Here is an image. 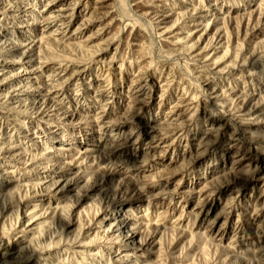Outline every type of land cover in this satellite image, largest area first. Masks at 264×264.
<instances>
[{
	"label": "rangeland",
	"instance_id": "374dc122",
	"mask_svg": "<svg viewBox=\"0 0 264 264\" xmlns=\"http://www.w3.org/2000/svg\"><path fill=\"white\" fill-rule=\"evenodd\" d=\"M2 1L10 7L18 0ZM19 1L34 9V20L21 17L26 20L29 33L23 32V37L16 27L13 29L22 46L12 44L14 37H0V58L10 62L13 56L17 60L8 65L18 69L14 76L19 69L23 71L18 84L8 74L0 73L4 77L2 84L13 81L8 88L11 90L0 92V105L5 108L0 111V264H32L34 257L37 264H56V259L79 264L81 254L97 250L111 227L107 214L91 199L75 205L69 200L74 185L67 183L58 167L55 172L59 173L56 179L61 180L60 184L49 189L41 183L45 178L50 182L54 174L49 167L53 153L43 155L46 145L55 150L56 162L62 164L69 157L73 173L97 163L91 143L81 140L74 146L71 141L60 139L49 126L61 115L58 109L62 98L66 97L75 108L69 89L78 78L83 82L86 74L81 72L76 78L74 73L84 67V62L91 64L88 75L95 80L94 87L100 85L97 69L109 68L114 98L104 105L102 116L96 106L101 101L87 110H76L77 122L92 117L120 132L125 128L123 118L130 104L151 107L154 114H161L155 131L147 138L130 142V160L112 162L132 168V175L139 173L146 185L139 201L131 207L128 223L135 224L139 217L144 230L140 234L146 231L150 240L155 236L158 264H171L170 253L182 260L186 257L184 264H224L225 247L238 240L233 217L247 216L248 223L264 221V81L249 75V70L264 66V0H203V4L201 0H167L172 12L170 20L164 22L137 0H110L109 14L104 19L98 0H60L57 5L64 7L65 14L48 29L50 36L40 35L33 27L41 25L40 12L46 11L54 0ZM3 9L0 6V14ZM13 16L7 12V18ZM4 18L0 15L1 28L8 27ZM89 18L91 27L85 26ZM76 28H80L79 34ZM164 30L175 34L177 41L192 45L189 54L204 72L202 84L219 85L207 89L212 94L209 104H227L225 89L231 84L234 90L230 94L236 104L225 108V125H212L200 117L204 100L198 106L196 121H192L189 92L170 79L173 68L166 59L182 51L185 44L167 48L158 39ZM153 60H159L162 71L150 70L142 74L143 78H137L141 67ZM61 69L63 76L57 75ZM175 75L179 79V69ZM241 75L243 80L238 79ZM262 75L264 72H257V76ZM151 77L158 81L157 86L148 82ZM63 80L67 83H61ZM245 81L257 84V89L254 91L249 83L248 91L254 94L238 99ZM47 90L56 102L46 101ZM37 97L44 101L29 99ZM146 97L148 104L144 103ZM250 116L259 117V121L249 122ZM21 121H26L27 126ZM226 126L251 131L245 141L226 134ZM127 131H134L130 124ZM252 131L257 135L253 136ZM245 143L255 148L245 147ZM205 151L207 155H202ZM209 158L211 167H196L199 161ZM161 176L164 178L154 183ZM255 227L256 234L249 241L253 250L264 248V225L257 223ZM54 244L58 246L53 247ZM258 259H264V253L258 254Z\"/></svg>",
	"mask_w": 264,
	"mask_h": 264
},
{
	"label": "clouds",
	"instance_id": "9594fccd",
	"mask_svg": "<svg viewBox=\"0 0 264 264\" xmlns=\"http://www.w3.org/2000/svg\"><path fill=\"white\" fill-rule=\"evenodd\" d=\"M234 2L240 3L242 0H234ZM201 4H203V0H201ZM91 22L92 18H89L85 23ZM190 35L191 33H189ZM158 39H164L162 33L158 34ZM177 43L185 44V48L182 51L172 53L166 59L171 62L173 68V75L170 79L178 83L181 88H186L189 92L188 101L191 105L189 114L192 117V121H196L198 106L200 101L204 100V110L199 113L200 117L212 125H225V122L219 118L222 115L228 114L225 112L226 107L229 105L235 107L236 100L230 94L234 89L231 87V84L228 89H225V92L228 93L226 96L227 104L218 102L215 107L209 104L208 101L211 100L212 94L207 89L219 87V85L214 82L202 84L201 76L204 75V72L196 64V59L189 54L192 45H188L186 41H177ZM124 59L126 60L127 57H124ZM97 63L101 62L98 61ZM233 65H235V61ZM90 67V63L84 62V67L74 73V75H78L79 72L86 74L83 82L78 78L75 85L69 89L70 93H72V99L75 101V108L70 105L66 97L62 98L58 109L61 115L54 122L50 121L49 126L55 129L56 135L60 139L71 141L73 144H79L81 140L91 143L95 148L97 163L87 165L81 168L79 172L73 173L69 169V157H65V162L62 164L56 162L54 159L55 150L46 145L43 155L47 156L49 153H53V156L49 157V167L53 170L54 174L51 176L50 182L48 178H45L41 183L49 189L60 184L61 180L56 179V175H59V173L55 172V169L58 167L60 172L65 174L64 179H66L67 183L74 185L73 196H70L69 200L75 205L82 200L91 199L94 205L100 206V211L106 213L110 220L111 227L105 233L102 245L95 251L81 254L82 260L79 264H88L89 260L92 261V264H158L160 257L158 252L154 251L155 236L153 235L150 240L146 231L143 235L140 234L144 230L139 217H136L137 222L135 224L130 225L128 223L131 219V207L139 201L141 194L145 192L146 185L141 180L139 173L136 176L132 175V168L124 167L123 163L113 165L112 162L130 160V142L133 140L139 141L141 137L147 138L152 131H155V124L160 120L161 114L159 112L154 114L151 107L137 108L130 104L125 109V116L123 118L125 128L120 132L114 130L111 124L95 120L92 117H84L77 122L75 119L76 110L81 107L87 110L90 105L101 101V103H96V106L101 109L100 115L102 116L104 105L111 102L114 98L112 91L114 84L109 68L100 67L97 69L96 75L100 81V85L99 87H94V81L88 75ZM177 69H179V79L175 75ZM150 70L156 73L162 71L159 60L150 61L142 66L140 72L136 73L137 78H143L142 74ZM258 71L264 72V66L259 69L249 70V75L260 81H264V75L257 76ZM63 72L64 69H61L57 75L63 76ZM208 79L211 80V77ZM238 79L243 80V75L238 77ZM186 81L193 83L187 84L185 83ZM61 83H67V80H63ZM249 83L251 82L245 81L244 92L238 99H243L248 95L254 94L257 84L251 83L254 91L249 92ZM144 103H150L147 97ZM4 110L3 105H0V111ZM258 121L259 117L257 116L249 117V122L251 123ZM21 123L25 127L27 126L26 121H21ZM129 124L134 130L131 133L127 131ZM190 127H193V125L190 124ZM248 131L251 130L242 128L234 130L233 127L226 126V134L243 138L245 141L247 140ZM98 133L99 136L97 135ZM252 135L256 136L257 133L252 131ZM245 147L255 148V145L245 143ZM0 151H2V148H0ZM202 155H207V152H203ZM72 162L75 161L73 160ZM101 162L106 163L102 165ZM201 166L211 167V158L199 161L196 167ZM141 167L143 168V165ZM196 175L198 176L199 173L197 172ZM163 178V176L158 177L154 183H158ZM133 180H135V184H133ZM252 215L255 217L256 214L253 213ZM233 219L237 222L238 232L236 235L238 240L233 241L231 245L225 247L222 255L224 264H229V262L231 264H264V259H258V254L264 253V248L253 250L249 246L250 239L256 234L255 225L257 223L264 225V221L253 220L252 223H248L249 218L247 216L243 218L234 216ZM109 232L113 234L108 235ZM261 235H264V232H261ZM60 243L71 244L75 243V241H60ZM97 243L100 242L97 241ZM32 246L35 247V245ZM52 246L57 247L58 245L54 244ZM42 247L45 251L49 250L47 246ZM40 250V248L37 249V251ZM169 258L171 264H184V260L187 259L185 257L182 260L175 253H170ZM40 259H44V257L41 256ZM32 264H37L35 257ZM56 264H68V261L56 259Z\"/></svg>",
	"mask_w": 264,
	"mask_h": 264
},
{
	"label": "bare ground",
	"instance_id": "6f19581e",
	"mask_svg": "<svg viewBox=\"0 0 264 264\" xmlns=\"http://www.w3.org/2000/svg\"><path fill=\"white\" fill-rule=\"evenodd\" d=\"M60 0H54L53 2H52V4H51V2H50V5L46 8V11H41L40 12V14H41V16H39L40 18H41V25L40 26H35V27H33V29H36V30H39V32H40V35L41 34H47L48 36H50L49 34H48V29L49 28H51L52 27V25L53 24H55V22L56 21H59V18L60 17H62L64 14H65V9H64V7H60L59 5H57V3H60L59 2ZM110 0H98L96 3H97V5L102 9L101 11H99V12H102L103 11V13H101V16H102V18L104 19V17H106V16H108V14H109V11H108V2H109ZM138 1V3H144V6L143 7H148L153 13H155L154 15H159V16H161V18H160V20H162L163 22L164 21H167V20H170V12H172L171 10L172 9H170V5L168 4V2H167V0H137ZM180 1V0H179ZM185 2L187 1V0H184ZM184 1H182V2H184ZM136 2V1H135ZM6 3V1H2L1 3H0V6L1 7H4V9L3 10H1L2 11V14H0L2 17H5L4 19H6L7 18V12H9L10 14H12V15H15V16H13L12 18L11 17H9V18H7L6 19V21H4V24L5 25H7L8 27L7 28H1L0 27V37H2V38H4V37H6V36H11V37H14V39H15V41H11L12 42V44H15V45H21L22 46V44L21 43H19V42H17L16 41V39L18 40V38L17 37H15L14 35H13V33H14V28L16 27V31L18 32V34L19 35H21V36H23L24 37V33L23 32H26V33H29L25 28H26V24H27V22H26V20H24L23 18H21L22 16H24V17H31L33 20H34V14H32L34 11V9L29 5L28 6V4H26V3H24V2H22V1H15V2H12L9 6L10 7H8V5H6L5 4ZM175 3H177L176 1H175ZM173 4H174V2H173ZM173 4H172V6H173ZM190 4V3H189ZM146 5V6H145ZM61 6H63L62 4H61ZM139 7V6H138ZM137 7V8H138ZM215 7V6H214ZM159 9V10H158ZM67 10V9H66ZM176 10V9H175ZM79 14V13H78ZM38 15V14H37ZM101 18V19H102ZM8 21H10V22H8ZM161 21V22H162ZM113 22V21H112ZM112 22H110V23H112ZM160 22V23H161ZM57 23V22H56ZM94 23V22H93ZM116 23V22H115ZM92 23H86V25L85 26H90ZM162 24H164V23H162ZM11 25V26H10ZM94 25V24H93ZM107 25V24H106ZM92 26V25H91ZM90 26V27H91ZM109 26V25H108ZM6 27V26H5ZM104 28V27H103ZM109 28V27H108ZM29 29V28H28ZM71 29V28H70ZM78 28H76V30H77ZM80 29V28H79ZM82 29V28H81ZM84 29V28H83ZM68 31V30H67ZM50 32H51V30H50ZM78 32V31H77ZM76 32V33H77ZM82 32V31H81ZM65 33V32H64ZM80 32H78L77 34H79ZM52 34V33H51ZM82 34V33H81ZM35 35V34H34ZM225 35L228 37L230 34H228V33H225ZM163 36H164V39L162 40V42L164 43V45L165 46H167V48H172L175 44H177V37L175 36V34H173L172 35V33L170 34V33H167V30L165 31L164 30V33H163ZM22 37V38H23ZM8 38V37H7ZM50 38H53V37H50ZM198 38H199V36H198ZM42 39V37L40 38V40ZM53 39H55V37L53 38ZM28 41H32V39L31 38H28L27 39ZM218 42H220V41H218ZM217 42V43H218ZM28 45H30L29 43H28ZM8 46H10V45H8ZM12 46V45H11ZM1 56V55H0ZM5 59V58H4ZM4 59H2V58H0V73H3L4 75H6V74H8V77H11L12 79H14V81L16 80L17 81V84H18V80L20 79L19 77H20V73L21 72H23V71H21L20 69H19V71H18V73L14 76V70H18L16 67L14 68L13 67V65H12V67L11 66H8V65H10V64H12V62H14V61H17L16 59H14L13 58V56H10V62H8V61H6V60H4ZM75 66V65H74ZM78 68V67H77ZM13 74V75H12ZM41 74V73H40ZM85 74V73H84ZM81 75V72H79L78 73V75L76 76V78H78L79 76ZM148 76H150V75H148ZM147 76V77H148ZM2 78H4V77H2L1 75H0V92H1V90H3V91H8V90H11V89H8V88H10V86H12V83H13V81H12V83H9V84H2V82H1V80H2ZM25 78H27V76L25 77ZM34 79V82L36 83V76L35 77H33ZM75 78V79H76ZM81 78V77H80ZM152 78V77H151ZM95 79V78H94ZM15 81V82H16ZM21 81V80H20ZM26 81V80H25ZM95 81V80H94ZM14 82V83H15ZM27 82V81H26ZM148 82L151 84V85H155V86H157V83H158V81L156 80V79H154V78H152L151 80H148ZM34 83V84H35ZM38 83H40V82H38ZM97 84V83H96ZM36 85H37V83H36ZM41 85V84H40ZM42 85H44V84H42ZM46 86V85H45ZM94 86H95V84H94ZM13 90V89H12ZM44 90H46V89H44ZM50 90V89H49ZM49 90H47L46 92H47V98H46V101H55L52 97H51V93H50V91ZM0 94H2V93H0ZM29 99H31V100H39V101H44V99L42 100V98H39V97H37V98H35V99H33V98H29ZM56 102V101H55ZM220 120H222V121H224V118L221 116L220 118H219ZM68 143V142H67ZM82 143V142H81ZM70 144V143H69ZM69 146V145H68ZM74 146H75V144H74ZM79 146V145H78ZM71 147V146H70Z\"/></svg>",
	"mask_w": 264,
	"mask_h": 264
}]
</instances>
